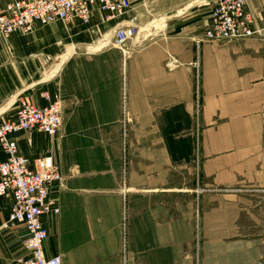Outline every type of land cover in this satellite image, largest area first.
Here are the masks:
<instances>
[{
	"label": "crops",
	"instance_id": "obj_1",
	"mask_svg": "<svg viewBox=\"0 0 264 264\" xmlns=\"http://www.w3.org/2000/svg\"><path fill=\"white\" fill-rule=\"evenodd\" d=\"M128 1L118 15L92 7L87 22L0 37V121L21 95L62 104L57 136L11 135L29 160L50 153L61 174L50 191L59 213L42 217L45 256L121 264L125 162L127 264H197V232L202 264H263V195L241 189L264 183V0L245 5L261 32L223 41L204 36L214 0ZM120 26L138 29L122 50ZM12 203L0 197V223ZM14 225L0 232V264L26 254Z\"/></svg>",
	"mask_w": 264,
	"mask_h": 264
},
{
	"label": "built area",
	"instance_id": "obj_2",
	"mask_svg": "<svg viewBox=\"0 0 264 264\" xmlns=\"http://www.w3.org/2000/svg\"><path fill=\"white\" fill-rule=\"evenodd\" d=\"M245 5L246 0H214L204 31L205 38L223 41L259 34L261 29L250 26L253 20L252 16L245 12ZM92 7L118 15L128 9L130 4L128 0H13L4 8H0V36L8 37L14 31H30L35 23L67 22L75 16L87 22ZM137 34L138 29L135 26H120L113 32V44L122 50L125 42ZM43 95L49 100L47 94ZM127 123L124 82L120 119L123 139L126 136ZM61 124L62 104L58 94L41 107L34 105L26 95L18 96L13 114L7 120L0 121V147L6 154V159L0 162V197L11 194L13 198L8 218L0 223V231L10 229L14 224H20L25 229L26 254L19 258V264H61L59 256L47 257L44 254L47 231L42 224L44 215L59 213L57 198L52 196L50 191L55 183H60L61 174L50 153L29 160L19 153L16 141L11 135L35 129L53 138L58 135ZM124 173L125 162L122 167L121 186V264H127L124 210L127 187ZM241 191L261 193L264 199V183L257 188H244Z\"/></svg>",
	"mask_w": 264,
	"mask_h": 264
},
{
	"label": "rangeland",
	"instance_id": "obj_3",
	"mask_svg": "<svg viewBox=\"0 0 264 264\" xmlns=\"http://www.w3.org/2000/svg\"><path fill=\"white\" fill-rule=\"evenodd\" d=\"M0 37H2V36H0ZM2 38H4V37H2ZM3 222V221H2ZM1 222V223H2ZM13 227H15V225H13L10 229H12ZM202 241H201V236H200V234L197 232V234H196V236H195V246H196V253H197V264H202V261H200V259H199V257H200V255L202 254L201 253V248H200V245H202ZM264 254V253H263ZM263 262H264V260H263ZM262 262V263H263Z\"/></svg>",
	"mask_w": 264,
	"mask_h": 264
},
{
	"label": "bare ground",
	"instance_id": "obj_4",
	"mask_svg": "<svg viewBox=\"0 0 264 264\" xmlns=\"http://www.w3.org/2000/svg\"><path fill=\"white\" fill-rule=\"evenodd\" d=\"M33 130H34V129H33ZM1 197H2V196H1ZM7 218H8V217H7ZM7 218H6V219H7ZM5 230H8V229H5ZM1 231H3V230H1ZM1 231H0V232H1Z\"/></svg>",
	"mask_w": 264,
	"mask_h": 264
}]
</instances>
